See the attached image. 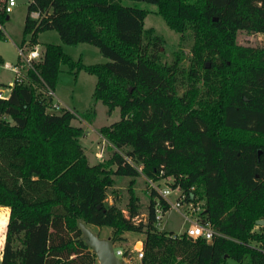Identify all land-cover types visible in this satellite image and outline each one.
I'll return each instance as SVG.
<instances>
[{
  "label": "trees",
  "instance_id": "1",
  "mask_svg": "<svg viewBox=\"0 0 264 264\" xmlns=\"http://www.w3.org/2000/svg\"><path fill=\"white\" fill-rule=\"evenodd\" d=\"M127 1L155 6L170 30L192 39L190 56L178 50L163 63L162 37L144 28L147 11ZM46 31L108 61L86 66L44 45L27 82L0 98V207L9 209L0 264H96L79 221L112 228L114 243L124 232L144 234L139 264H264V223L256 224L264 222V48L236 43L239 32L264 34V0H32L21 47L38 45ZM61 65L93 75L94 101L119 111L98 129L109 153L100 163L80 146L77 116L50 111ZM116 176L129 179L127 217L106 202ZM140 177L202 202L212 240L158 231L151 188L145 222L135 223Z\"/></svg>",
  "mask_w": 264,
  "mask_h": 264
},
{
  "label": "rangeland",
  "instance_id": "2",
  "mask_svg": "<svg viewBox=\"0 0 264 264\" xmlns=\"http://www.w3.org/2000/svg\"><path fill=\"white\" fill-rule=\"evenodd\" d=\"M14 1L16 6L13 8L12 12L7 15L8 18L4 21L3 25L0 26V30L4 36V38L0 40V58L3 63H9L12 66H14L19 59L17 50L21 47L27 7L32 0ZM123 4L147 11L148 15L144 22V28L153 29L156 34L162 37L163 46L161 48V53L163 54V63L169 64L172 62L173 53L178 50H182L186 57L190 56L192 39H184L178 33L170 30L162 18L157 14L155 6L133 1L123 2ZM37 42L40 50L47 44L61 46L65 55L70 57L73 62L81 61V63L86 66L104 64L108 61L101 56L97 48L91 45H63L55 31L40 33ZM236 43L241 46L261 49L264 48V34L239 32L236 37ZM22 49L24 52L26 51L25 47H22ZM187 62L188 60H185L184 64L186 65ZM74 72L71 71L68 66H60V73L58 74L56 87L53 91V97H48L51 99L49 107L58 104L59 101V108L57 110L52 108V112L55 114L61 113L63 109L72 112L79 118H81V115L90 114V121L81 118L86 124H81L82 121L76 119L72 125L81 127L85 131V136L79 140V143L90 164L96 159L95 154L100 152L102 160L104 161L109 154L107 153L108 143L102 140L98 134V129L117 122L119 120V111L116 109L109 115L107 113V108L102 103L94 101L93 93L96 78L93 75H89L82 71L77 74H74ZM14 81L15 76L13 74L0 68V90L3 92L4 96L9 93L8 85H13ZM181 93L182 91L180 94ZM114 180L118 188L113 189V186L108 191L107 201L111 200L112 203H115V205L122 210L123 215L127 217L125 209L128 200L127 184L129 179L116 176ZM167 182H169V180H167ZM165 183V181L160 182V187L165 188ZM149 184L150 183L146 181L144 177H140L137 179L134 186L135 193L141 204V214L134 218L135 223L145 222L148 205L147 193L150 189ZM176 195V192H172L170 200L174 201ZM7 219L8 216L5 220L4 214L0 211V251L4 241ZM186 227L187 224L184 223L182 217L176 211L172 210L164 216L157 229L162 233L183 234ZM87 228L101 240L107 239L113 235V229L109 227H100L101 229H97L95 226H87ZM121 238V240L115 242L114 248L132 253L133 261L137 262L135 253L131 250L136 240H144V234L124 232ZM135 248V250H140L142 247L140 244H137ZM119 259L121 260V257H119ZM96 264H98V262ZM224 264L237 263L232 259H226Z\"/></svg>",
  "mask_w": 264,
  "mask_h": 264
},
{
  "label": "built area",
  "instance_id": "3",
  "mask_svg": "<svg viewBox=\"0 0 264 264\" xmlns=\"http://www.w3.org/2000/svg\"><path fill=\"white\" fill-rule=\"evenodd\" d=\"M15 6L16 4L14 0H6L5 9H4L5 13L7 15L10 14ZM30 18L36 20L38 19V14L32 13L30 15ZM17 52L19 59L16 65L11 66L8 63H0V68L10 70L15 76L14 83L18 85H22L27 82L26 79L27 72L34 71V65L42 60L43 53L38 45L34 46L30 50H26L25 52L22 48H19ZM47 96L53 97V92L48 91ZM0 98H3L2 93H0ZM59 105L60 104L51 105L50 110L52 111V108L54 110H57L59 108ZM96 157L102 159L100 155L99 156L96 155ZM149 183H150L149 184L150 188L156 191L158 198L164 200L168 206L167 211H164L161 202L158 200V198L156 199L153 207V211H154L155 223L157 228L160 225L164 216L168 212L174 210L177 213H179L184 223L187 224V227L184 231V234L187 238H189L192 241L200 238L205 239L208 242L212 240V237L214 235L212 228L208 224H202L200 222V214L203 211L202 202H196V203H193L192 201L186 202L185 196L178 187L176 189H171L170 187L167 186H165V188H161L157 184H153L151 182ZM172 192L177 193L174 201L170 200V196ZM134 253H135V259L138 262H140V260L143 258L144 255L143 247L140 250H134ZM115 255L118 258L124 256L123 251L121 250H115ZM130 260H131V256H129L128 258V261Z\"/></svg>",
  "mask_w": 264,
  "mask_h": 264
},
{
  "label": "water",
  "instance_id": "4",
  "mask_svg": "<svg viewBox=\"0 0 264 264\" xmlns=\"http://www.w3.org/2000/svg\"><path fill=\"white\" fill-rule=\"evenodd\" d=\"M209 68L207 64L205 66ZM263 221H257V225H263ZM78 227L82 233V240L85 245L94 253L98 264H123L115 255L114 242L112 240H101L94 235L81 221Z\"/></svg>",
  "mask_w": 264,
  "mask_h": 264
},
{
  "label": "crops",
  "instance_id": "5",
  "mask_svg": "<svg viewBox=\"0 0 264 264\" xmlns=\"http://www.w3.org/2000/svg\"><path fill=\"white\" fill-rule=\"evenodd\" d=\"M8 18V17H7ZM20 48H22V47H20ZM0 63H3L2 62V60H1V58H0ZM18 63V62H17ZM16 63V64H17ZM9 64V63H8ZM15 64V65H16ZM11 65V64H10ZM12 66V65H11ZM3 70H5V71H8V72H10L11 74H13L10 70H6V69H3ZM1 84V83H0ZM13 85H14V83H13ZM13 85H8L9 86V92H10V87H12ZM0 93H2V96H3V98H7L8 96H9V93L6 95V96H4L3 95V92L0 90ZM58 104H59V101H58ZM77 119H80V121H82L81 122V124H86V122L84 121V120H82L81 118H79V117H77ZM101 128V127H100ZM101 137V136H100ZM102 140L103 141H105L103 138H102ZM85 153V152H84ZM86 155V154H85ZM96 155H100L101 156V153H96L95 154V160H93L92 161V165L93 164H96V163H100V162H102L103 160L102 159H99L98 157H96ZM89 161V160H88ZM90 163V162H89ZM115 178V177H114ZM114 182H115V180H114ZM118 187H117V185H116V182H115V185H114V187H113V189H117ZM106 201H107V199H106ZM108 202V204L109 205H111V204H113L112 203V201L111 200H109V201H107ZM2 208V209H1ZM0 211H2V213L4 214V218H5V220H6V217L8 216L9 217V209L8 208H4V207H0ZM179 214V213H178ZM8 220V219H7ZM97 229H101V228H97ZM112 237V236H111ZM111 237H108L107 239H105V240H111ZM143 242H144V240L143 241H140V240H136L135 242H134V244H133V249L131 250V251H134L136 248H135V246L137 245V244H140L141 245V247H143ZM3 243H4V241H3ZM115 244V243H114ZM2 247H3V245H2ZM114 250H121V249H115L114 248ZM1 251H2V248H1ZM1 251H0V259H1ZM122 251V250H121ZM129 256H131V262L130 261H128V258H129ZM121 260H122V263L123 264H139V262L137 261V262H135V261H133V257H132V253H129V255L127 256V257H121Z\"/></svg>",
  "mask_w": 264,
  "mask_h": 264
}]
</instances>
